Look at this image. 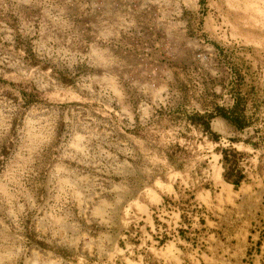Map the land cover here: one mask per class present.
<instances>
[{
    "label": "rangeland",
    "instance_id": "374dc122",
    "mask_svg": "<svg viewBox=\"0 0 264 264\" xmlns=\"http://www.w3.org/2000/svg\"><path fill=\"white\" fill-rule=\"evenodd\" d=\"M218 179L264 235V0H0V264H152L171 199H129Z\"/></svg>",
    "mask_w": 264,
    "mask_h": 264
},
{
    "label": "crops",
    "instance_id": "0c3cea01",
    "mask_svg": "<svg viewBox=\"0 0 264 264\" xmlns=\"http://www.w3.org/2000/svg\"><path fill=\"white\" fill-rule=\"evenodd\" d=\"M238 187H248L250 197H255L257 194L255 190L257 188L252 189L251 185L245 181H241ZM180 188L173 187L169 183L142 186L141 193L129 199L132 204L139 208L138 214L142 213L143 219L146 220H148L147 207L150 204L156 203L164 195H168L171 199L172 206L168 210L171 217H168V220L172 231L155 247L150 246L154 256V263L152 264H264V235L258 234L256 229L248 231L246 219L241 218L240 212L238 213L234 208L233 210L228 208L232 216L225 218L220 215L219 210L226 209L222 204L225 202L230 205L231 202L225 201V198H230V195L227 197L226 194L227 183L219 180L217 185H213V188L203 184L192 186L187 191ZM219 192H224V201L219 199V196L223 195ZM187 194H190L191 198L188 199L192 201L193 205L212 208V215L207 216L205 212H202V215H197L189 211L185 220H182L178 216L176 203L183 198V195L186 197ZM240 202V200L233 201L234 207ZM247 202L251 205L250 200L245 201L244 204L247 205ZM254 208L255 206L252 207V209ZM261 210H264V205ZM178 224L185 225V228L194 233L193 241L189 242L183 235L175 232L174 226ZM261 230L264 231L263 226ZM246 234H248L247 237L251 238L254 247L250 252L249 261L242 263L240 257Z\"/></svg>",
    "mask_w": 264,
    "mask_h": 264
},
{
    "label": "trees",
    "instance_id": "16d2710c",
    "mask_svg": "<svg viewBox=\"0 0 264 264\" xmlns=\"http://www.w3.org/2000/svg\"><path fill=\"white\" fill-rule=\"evenodd\" d=\"M224 177L230 178L232 181L237 179V172L236 171H222L221 173Z\"/></svg>",
    "mask_w": 264,
    "mask_h": 264
}]
</instances>
